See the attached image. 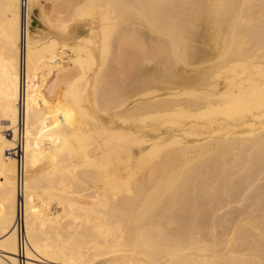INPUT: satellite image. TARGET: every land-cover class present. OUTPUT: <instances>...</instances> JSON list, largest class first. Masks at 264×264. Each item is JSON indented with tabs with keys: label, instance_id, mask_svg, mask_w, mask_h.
<instances>
[{
	"label": "bare ground",
	"instance_id": "6f19581e",
	"mask_svg": "<svg viewBox=\"0 0 264 264\" xmlns=\"http://www.w3.org/2000/svg\"><path fill=\"white\" fill-rule=\"evenodd\" d=\"M0 264H264V0H0Z\"/></svg>",
	"mask_w": 264,
	"mask_h": 264
},
{
	"label": "rangeland",
	"instance_id": "374dc122",
	"mask_svg": "<svg viewBox=\"0 0 264 264\" xmlns=\"http://www.w3.org/2000/svg\"><path fill=\"white\" fill-rule=\"evenodd\" d=\"M43 4H44V3H43ZM48 5H49L48 2H45L44 7L47 8ZM201 44L203 45V43H201ZM203 46H204V45H203ZM205 47L208 48V45H205ZM206 48H205V49H206ZM209 48H210V47H209ZM209 48H208V49H209ZM208 49H207V50H208ZM211 50H212V49H211ZM211 50H208V52L211 51ZM212 51H213V50H212ZM212 51H211V52H212Z\"/></svg>",
	"mask_w": 264,
	"mask_h": 264
}]
</instances>
